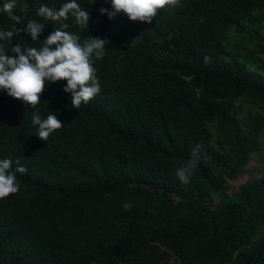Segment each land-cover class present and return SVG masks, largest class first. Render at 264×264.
Listing matches in <instances>:
<instances>
[{
    "label": "trees",
    "instance_id": "1",
    "mask_svg": "<svg viewBox=\"0 0 264 264\" xmlns=\"http://www.w3.org/2000/svg\"><path fill=\"white\" fill-rule=\"evenodd\" d=\"M67 2L18 0L19 24L0 11V30L44 25L36 42L24 32L0 41L7 54L15 44L39 48L60 25L38 8ZM76 2L88 28L69 17L66 30L81 43L108 41L93 57L101 91L74 109L66 81L46 83L35 108L0 90V159L27 169L16 173L18 193L0 199V264H264V165L229 193L233 168L204 126L214 123L234 168L257 151L264 0H180L140 26L135 43L109 33L119 31L100 13L110 0ZM49 111L64 124L42 141L31 117ZM197 144L199 163L182 183L175 171Z\"/></svg>",
    "mask_w": 264,
    "mask_h": 264
},
{
    "label": "clouds",
    "instance_id": "2",
    "mask_svg": "<svg viewBox=\"0 0 264 264\" xmlns=\"http://www.w3.org/2000/svg\"><path fill=\"white\" fill-rule=\"evenodd\" d=\"M17 2L18 0H7L0 11L19 24L22 17L14 14ZM179 3L180 0H110V9L101 8L100 13L106 14L109 19L123 13L130 21L151 24L160 10L174 9ZM20 8L26 13L28 5L22 4ZM37 16L55 22L60 27L49 33L39 48L13 45V55L7 54L6 46L0 43V90L21 101L24 106L35 108L41 102L40 97L46 83L66 81L62 90L71 94V107L79 109L101 91L93 57L98 60L104 56L108 41L88 36L81 43L80 35L66 30L69 24L65 21L69 17L81 28H88L90 14L76 0H69L59 10L42 4L37 10ZM43 30V24L30 20L23 29L0 30V41H11L15 34L24 32L36 42ZM31 120L37 126L36 136L42 141H47L64 124L52 111H49L46 118H42L39 112H33ZM200 148L201 145L197 144L192 150L191 158L176 169L175 176L182 183L190 181L200 160ZM12 163L10 159H0V199L18 193L20 186L16 173L27 172L23 166L13 169ZM16 163L19 165V161Z\"/></svg>",
    "mask_w": 264,
    "mask_h": 264
},
{
    "label": "rangeland",
    "instance_id": "3",
    "mask_svg": "<svg viewBox=\"0 0 264 264\" xmlns=\"http://www.w3.org/2000/svg\"><path fill=\"white\" fill-rule=\"evenodd\" d=\"M93 2H97L99 0H91ZM124 21H129L126 15L123 13L118 14L114 17L113 25L118 32L112 31L111 27L108 28V31L111 35L119 36L122 39L126 40L128 43H135L142 37V34L146 31L142 29H149L150 24L141 23V22H134L129 21L125 23L127 27L126 30H120L121 24ZM155 20L153 19L151 25H154ZM141 26L142 29L139 27ZM264 32V27H263ZM205 129L209 136V146L216 151L221 158L223 159L224 163L228 166V168H233L232 179L230 181V188L228 192L237 191L238 188L246 183L248 180L258 178L261 174V167L264 165V132H261L257 138V151L250 154L247 159V162L241 168H234V154H227L222 145V137L218 134L217 130L215 129L214 123L207 122L205 123ZM218 199L214 197V202L216 203Z\"/></svg>",
    "mask_w": 264,
    "mask_h": 264
}]
</instances>
